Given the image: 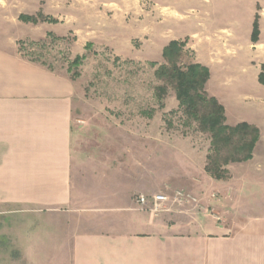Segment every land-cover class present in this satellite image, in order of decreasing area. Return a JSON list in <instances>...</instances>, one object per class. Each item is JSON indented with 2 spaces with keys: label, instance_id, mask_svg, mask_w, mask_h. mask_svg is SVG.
<instances>
[{
  "label": "crops",
  "instance_id": "obj_1",
  "mask_svg": "<svg viewBox=\"0 0 264 264\" xmlns=\"http://www.w3.org/2000/svg\"><path fill=\"white\" fill-rule=\"evenodd\" d=\"M54 1L55 11L46 14L57 20L65 17L71 27L60 35L53 29L56 25L45 24L42 30L65 36L75 23L82 22L70 8H77V16L82 17L87 3ZM100 1L105 9L96 12L94 19L86 17L85 23L96 31L94 37L110 42L117 56L135 59L131 47L135 33L148 36V59L154 54L163 59V48L170 41H184V53L191 56V63L208 69L205 91L224 108L226 123L245 122L259 130L253 159L247 163H264V124L255 121L260 120L258 113L264 114V103L261 111L249 107L256 118L244 121L236 115L237 103L223 90L226 82L242 83L247 71L251 81L257 80L264 44L252 48L247 41L244 44L248 29L238 34L234 18L228 20L219 13L207 21L203 11L204 22L199 9L206 3L198 0H158L155 17L146 16L137 0ZM251 60H256L257 66ZM79 93L77 81L67 71L25 60L16 44L0 38V209H26L45 222L30 239L31 263L264 264L260 231L230 218L239 209L233 207L237 198L255 200L234 187L233 181H212L214 191L208 195L216 198L209 197L207 202L216 212L202 225L183 224L177 220L180 212L154 217L140 210L134 200L137 195L162 193L149 194L152 182V191L167 182L172 186L165 185L163 190H184L181 184L185 180L180 176L184 169L196 186V194L190 193L198 198L202 180L208 183L204 164L186 163V167L174 163L180 178L164 182L151 172L159 163H145L141 157L139 161L131 157L112 163L114 156H104L93 163L78 148L84 131L75 119ZM101 140L110 147L118 139L104 136ZM122 140L145 143L139 136ZM171 219L173 224L166 222ZM43 231L45 240L40 235Z\"/></svg>",
  "mask_w": 264,
  "mask_h": 264
},
{
  "label": "rangeland",
  "instance_id": "obj_2",
  "mask_svg": "<svg viewBox=\"0 0 264 264\" xmlns=\"http://www.w3.org/2000/svg\"><path fill=\"white\" fill-rule=\"evenodd\" d=\"M74 1L67 0L68 4L72 5ZM85 1L87 7L82 10V17L77 16V8H70V11L75 13V19L81 18L82 22L75 23L73 31H69L65 36H57L51 32L45 34L42 30L45 24L56 25L53 29L60 35L70 26L65 17L57 20L52 14H46L47 11H55L54 0H0V38L4 37L16 44L19 54L25 60L41 64L50 70H65L71 79L77 81L80 97L75 119L84 129L78 148L84 151L87 159L93 163L100 162L104 156H114L112 163H123L131 157L135 161L144 158L145 163H159L151 167V172L164 182L180 178L174 163H181L182 166H186V163H203L205 171L207 156L210 153V135L203 132L197 122L188 119L179 109L174 83L156 76L158 66L166 62L155 54L148 59V36L136 33L133 35L131 47L135 59L117 56L110 42L94 37L96 31H93V34L92 25L85 23L86 17L94 19L96 12L105 9L104 6L100 0ZM137 1L146 16H156L158 0ZM198 1L206 3L199 9L204 22L218 17L219 13L228 20L234 18L237 22L233 28L238 34H245L248 29L244 44L247 41L250 48L259 43L264 44V0ZM31 11H36V14ZM105 12L111 15V12ZM85 13L87 16H84ZM19 16L35 17L37 22H24L19 20ZM154 21L156 23V19ZM175 42L183 44L179 66L191 64V56L184 53L185 42ZM76 57L81 58L77 67L72 66ZM251 62L257 66L256 60ZM154 63L157 66L153 67ZM249 73L247 71L242 74V83L226 82L223 88L230 101L237 103L236 115L244 121L255 117L249 107H256L261 111V104L264 103V62L259 66L256 81L250 80ZM257 118L260 119L255 120L257 124H264L263 113H258ZM225 124L228 125L226 118ZM108 126L111 128L106 129ZM262 130L264 131V126ZM104 136L116 137L117 143L106 147L105 142L102 143L101 140ZM127 136L145 138V143H124L122 139ZM228 152H222L221 157L227 156ZM252 159L253 152L250 160ZM248 161L224 166L223 180H215L205 172L209 184L202 180V185L198 188L203 191L198 198L190 193L196 194V186L188 179V170L184 169L181 171L184 176L180 173L182 180H185V183L181 184L184 187L182 191L195 201L190 199L182 207L169 205V211L153 216L167 217L180 212V219L177 220L183 224L202 225L204 220L216 212L207 202L212 197L216 198L215 195H208L209 191H214L211 187L212 181H233L234 187L241 189L240 192L253 195L255 200L251 201L250 197L243 199L242 196L237 198L233 207L239 209L230 218L245 228L258 229L264 239V163H247ZM171 184L167 182L152 191V182L149 194L162 191L169 195L175 190L170 187L163 190V187L172 186ZM166 222L173 224L172 219ZM43 224L45 222L39 221L29 210L0 209V264H36L30 262V239L36 235V227ZM40 235L45 240V231Z\"/></svg>",
  "mask_w": 264,
  "mask_h": 264
},
{
  "label": "trees",
  "instance_id": "obj_3",
  "mask_svg": "<svg viewBox=\"0 0 264 264\" xmlns=\"http://www.w3.org/2000/svg\"><path fill=\"white\" fill-rule=\"evenodd\" d=\"M19 20L37 22V18L29 16H19ZM182 47L183 44L175 41L164 47L162 58L166 64L158 66L155 74L159 79H169L174 83L179 109L188 119L197 122L203 132L210 135V153L207 156L205 172L215 180H223L224 166L252 158L259 132L247 123L235 126L225 124L224 108L205 92V84L209 79L208 69L195 63L179 66ZM80 61L81 58L76 57L72 66L77 67ZM225 150L229 152L222 158L221 154Z\"/></svg>",
  "mask_w": 264,
  "mask_h": 264
},
{
  "label": "built area",
  "instance_id": "obj_4",
  "mask_svg": "<svg viewBox=\"0 0 264 264\" xmlns=\"http://www.w3.org/2000/svg\"><path fill=\"white\" fill-rule=\"evenodd\" d=\"M190 199L191 198L182 190H175L169 195L165 193H158L151 196L139 194L134 200L140 210L146 211L151 215H157L161 212L169 211V205L182 207L187 204Z\"/></svg>",
  "mask_w": 264,
  "mask_h": 264
}]
</instances>
